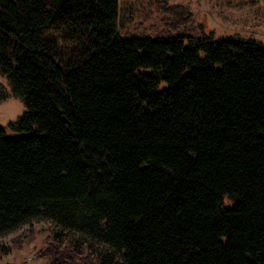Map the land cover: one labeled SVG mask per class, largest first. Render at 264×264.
Masks as SVG:
<instances>
[{
    "label": "trees",
    "instance_id": "16d2710c",
    "mask_svg": "<svg viewBox=\"0 0 264 264\" xmlns=\"http://www.w3.org/2000/svg\"><path fill=\"white\" fill-rule=\"evenodd\" d=\"M118 11L0 0L25 107L0 128V240L43 220L46 264H264V45L119 37Z\"/></svg>",
    "mask_w": 264,
    "mask_h": 264
},
{
    "label": "rangeland",
    "instance_id": "374dc122",
    "mask_svg": "<svg viewBox=\"0 0 264 264\" xmlns=\"http://www.w3.org/2000/svg\"><path fill=\"white\" fill-rule=\"evenodd\" d=\"M118 1L119 37L180 36L187 43L205 38H232L264 45V0ZM0 85L9 93V98L0 102V128L4 129L24 113L25 107L12 95L6 78L1 75ZM56 231L51 223L41 220L5 236L0 245L10 251L0 255V264H46L48 256L44 253L46 247L55 243ZM70 239L58 242L60 247L66 246Z\"/></svg>",
    "mask_w": 264,
    "mask_h": 264
}]
</instances>
